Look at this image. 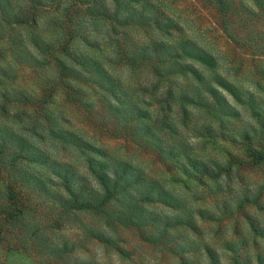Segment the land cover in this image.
Instances as JSON below:
<instances>
[{"label": "rangeland", "instance_id": "rangeland-1", "mask_svg": "<svg viewBox=\"0 0 264 264\" xmlns=\"http://www.w3.org/2000/svg\"><path fill=\"white\" fill-rule=\"evenodd\" d=\"M12 1L22 4L25 0ZM57 2L70 5L75 0ZM106 2L109 0H96L95 9H106ZM128 3L131 8L141 10L149 23L119 26L120 29L115 32L113 28L117 24L111 19L98 13L89 14L83 9L78 12L73 7L70 11L78 21L74 19L67 30L64 19L50 6H42L35 11L37 24L7 25L0 12V48L3 51L0 67L8 71V76L3 77L0 83V103L4 101L2 93L5 91L37 93L40 84H45L57 72L53 61L37 66L16 61L9 38H19L18 51L29 47L27 51L33 53L31 36L42 34L43 40L53 43L67 41L71 50L94 57L112 75L121 79L131 100L137 102L142 97L148 101L150 106L146 108L153 112L150 124L158 116L162 118L165 125L153 127V134L166 147L173 145L172 141L189 144L193 147L190 156L198 162H207L210 168H215L218 163L228 169L210 176L193 167H189L188 171L182 170L181 164H187L186 155L163 159L158 151L146 145L149 135L128 134L120 118L106 116L109 111L99 103L101 91L95 92L86 85L81 87L86 92L85 99L93 103L92 112L69 101L61 87L53 92L48 106L55 125L70 129L104 148L110 154L109 161L122 159L141 167L148 177L157 179L170 194L185 201L196 228L183 225L172 230L181 237L180 242L191 244L192 250L186 256L207 263V247L210 246L219 255L221 264H232L236 255L250 256L253 264H258L256 255L259 252L264 255V237L253 230L250 221L254 220L264 229V160L254 162L248 156L241 136L249 132L253 145L264 148V0H129ZM108 4L113 10L112 1ZM83 34L91 39L92 45L85 43L81 37ZM153 40L166 45L187 40L213 55L216 64L212 67L187 56L173 58L161 65L164 79L174 83L176 93H180L181 86L189 88L198 85V81L194 78L189 81L187 77H192V74L186 71H170L183 65L196 67L204 81L225 95L233 117L219 113L218 116L211 115L205 107L192 103L186 108V117L182 115V107L175 102L160 106L155 96L164 91L167 83L159 82L148 62L130 65L117 50L119 45L135 49L137 45L133 42L143 44ZM56 54L68 64L80 68L63 52L56 51ZM39 56L45 61L49 58L47 53H40ZM215 76L224 77L237 87V100L214 81ZM202 94L205 95L203 101L214 103L207 91ZM109 100L114 101L113 98ZM255 111L260 113V117L253 114ZM16 113L20 116L17 117ZM31 117H34L33 110L28 105L8 103L7 111L0 112V123L4 126L0 136L11 139V134L16 135V143L26 139L35 147L47 151L52 159L71 165L79 173L92 178L85 164L90 153L54 138L42 126H34V132L31 130ZM202 125L206 133L196 134L195 128ZM17 161L21 169L46 181L44 185L49 187L53 196L50 198L42 193L30 192V200H22L21 196L12 200L8 198L7 191L8 185H12V175L11 178H4L0 174V264H181L177 254L164 245L141 239L132 227L117 225L116 231H113L115 228H110L101 215L75 209L64 212L58 195L60 187L50 183L51 175L47 167L28 160ZM53 179L58 181V177ZM19 183L18 180L14 182V189L25 188ZM20 201H26L25 205H21ZM156 210L160 214L172 212L162 206ZM200 210L207 211L210 219L199 216ZM12 211L17 214L9 219ZM94 231L112 236L116 243L106 244L91 237ZM227 242L237 246L244 242V247L240 245L237 254L225 248ZM117 246L124 249L127 255L121 254Z\"/></svg>", "mask_w": 264, "mask_h": 264}, {"label": "trees", "instance_id": "trees-1", "mask_svg": "<svg viewBox=\"0 0 264 264\" xmlns=\"http://www.w3.org/2000/svg\"><path fill=\"white\" fill-rule=\"evenodd\" d=\"M111 1L114 5L113 10H111L108 4ZM128 2L129 0H109V2H106L107 8L100 10L95 9L96 0H75V3L70 5H61L57 0H25L22 4H18L17 2L15 4L12 0H0V12L3 22L7 25L37 24L38 20L35 11L39 10L42 6H50L57 11L58 16L64 19L67 30L75 19L74 14L70 11V8L73 7L78 9V12L83 9L85 12H89V14L98 13L107 19H111L117 24L113 28L115 32L120 29L119 26L123 25L131 26V24H139L142 26L148 24V18L141 13V10L137 7L131 8ZM85 4L86 6H84ZM124 11H127V13L123 15ZM77 21L75 19V22ZM123 32L126 33L125 29ZM43 36L42 34L31 36V44L34 47L33 53L27 51L29 47L25 51H18L19 38H9L11 51L14 54L15 60L21 64L37 66L40 64H50L53 61L57 69L56 74L45 81L46 85L44 83L40 84L41 87L37 93L23 91H15L14 93L3 92L2 99L4 101L0 103V112L7 111V104L11 102L19 106L28 105L33 110L34 116L31 117L33 123L31 130L36 132L34 126H42L54 138L65 143H72L90 153L86 157L85 164L87 172L92 178L79 173L78 169L71 165L68 166L56 159H52L47 151L35 147V145L30 144L26 139H20L16 143V135L11 134V139L3 135L0 136V174L4 178L5 176L11 178L12 175V185H8L7 187L8 198L16 200L18 196H21L22 200H30V192L33 194L42 193L52 198L53 195L49 191V187H45L44 185L46 181H43V179L34 173L21 169L17 159L38 162L39 164H44L48 172H50V183L57 184L60 187L58 195L64 212L75 209L101 215L110 228H115L113 231H116L115 226L117 225L132 227L141 239L164 245L169 251L177 254L180 257L181 264H221L219 255L210 246L207 247V263L200 259L186 256L192 250L191 244L184 241L180 242L181 237L177 236L176 233L174 234V230H172L183 225L192 229L196 228L192 213L186 207L185 201H180L170 194L157 179L148 177L141 167L134 166L131 162L122 159L109 161L107 158L110 154L104 148L85 140L70 129L56 126V122L49 112L48 104L52 100L53 92L57 90V87H61L69 101L92 112L94 108L93 103L85 99L87 95L81 87V85H86L95 92L97 90L101 91L102 95L101 97L99 96V103L100 105H104L109 111L106 116L113 115L120 118L125 124L124 130L128 134L136 136L149 135L150 139L146 140L148 141L146 145L158 151L163 159H174L179 154L186 155L187 164H181L182 170L188 171L189 167H193L200 173L216 176L222 171L227 170L228 167L216 163L217 166L215 168H210L207 162H198L196 158L190 156L193 147L189 144L172 141L173 145L166 147L161 139L153 134L155 133L153 127L160 128L162 124H165L162 123L160 116L153 120V124H150L149 120L152 119L153 112L150 108H146L150 106L147 100L141 99L142 97L137 102L131 100L121 79L112 75L104 64L94 57L85 55L83 52L71 50L67 41L53 43L50 40H43ZM81 37L87 45L93 44L86 34H83ZM133 43L137 45L135 49L119 45L117 46V50L123 60L125 58V61L130 65L148 62L152 66L159 82L164 81L167 83L163 88L164 91L155 96L160 106H163V103L169 106L175 102L182 107V115L186 117V108L192 103L205 107L211 115L218 116L219 114H225L226 116L233 117L234 113H232V108L228 105L225 95L217 87L204 81L200 70L196 67L183 65L177 70L170 71H175V73L186 71L192 74V77L190 75V77L186 76L189 81H191V78L198 81V85H193L189 88L181 86L182 91L180 93H176V85L174 83L171 81L167 82L164 79L165 73L161 65L168 63L173 58L177 59L181 56H187L204 66L212 67L216 64V58L213 55L187 40H180L172 45H166L164 42L155 40L143 44ZM56 51L63 52L71 62L80 66V68L70 65L65 59L58 57ZM40 53L49 54L47 61L39 56ZM2 56L3 51L0 48V57ZM7 74V69L0 67V83H2L3 77L6 78L8 76ZM214 81L232 93L237 100L238 91L234 84L221 76H215ZM203 91H207L213 97V104L203 101L205 99V95L202 94ZM110 98H113L114 101L109 100ZM105 100L107 101L106 103ZM217 113L219 114L217 115ZM253 114L260 117L258 111H255ZM16 116L19 117L20 113H16ZM3 127L0 123V130ZM203 128L204 126L195 128V133L205 134L206 132L204 133ZM241 137L244 139L248 156L254 162L263 161L264 148H258L253 145L249 132H245ZM53 175L54 177H58V181L53 179ZM13 180H18L21 183L19 185L28 188V190L25 191V188L22 189L21 187L14 189L15 181ZM24 202L26 201H20L19 203L25 205ZM158 206L167 208L172 212L168 213L161 210L164 213L160 214L156 210ZM18 210L22 212L21 208ZM13 214H17V212L14 213L12 211L9 219H11ZM198 214L202 218L210 219L207 211L200 210ZM250 223L253 230L264 237V229L258 226L252 219ZM90 236L106 244L116 243L112 236L99 231L92 232ZM240 245L243 246L244 242H241L238 246L237 244L227 242L225 248L238 254V250L241 248ZM117 248L121 254L127 255L124 249L118 246ZM256 261L258 264H264V255L260 252L257 253ZM232 264H253V259L250 256L244 258L241 255H236L232 259Z\"/></svg>", "mask_w": 264, "mask_h": 264}]
</instances>
